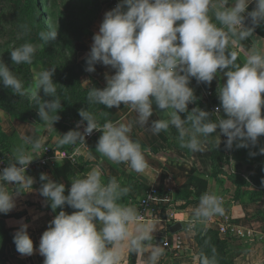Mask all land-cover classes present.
<instances>
[{"label": "clouds", "instance_id": "1", "mask_svg": "<svg viewBox=\"0 0 264 264\" xmlns=\"http://www.w3.org/2000/svg\"><path fill=\"white\" fill-rule=\"evenodd\" d=\"M250 5H254L251 11ZM261 24L264 0H120L105 13L94 34L85 68L94 73L100 64L114 74H106L103 89L89 87V109L79 111L82 119L76 126L79 129L86 122L83 132L70 130L60 135L59 146L85 144L86 136L100 131L96 153L144 173L149 164L141 144L130 138L131 125L111 120L100 124L90 110L91 105L119 109L122 104L135 111L137 123L148 126L153 134L174 129L179 147L193 153L203 151L212 134L227 138V150L234 144L237 149L257 146L264 136V37L255 35ZM28 31L26 24L21 26V36ZM58 34L49 26L39 32V38L49 44ZM249 38L253 45L241 62L234 46ZM36 51V45L25 42L9 53L14 65H30ZM55 72V67L39 72L30 93L42 123L51 127L60 119L58 112L62 109L53 81ZM220 76L224 82L217 89L218 118L212 119V114L200 107L189 111V105L198 101L190 87L192 80L210 86ZM89 84L88 80L82 82ZM0 85L19 97L28 95L23 81L2 59ZM41 92L53 99H42ZM154 104L162 111L159 119H150L157 113ZM221 109L223 115L219 114ZM41 147L40 140L25 138L14 148L13 160L0 169V214L14 210L21 193L33 191L35 180L26 171ZM78 154L80 149L75 148L74 155ZM259 154L264 155V147L259 148ZM101 177L98 168L83 178L78 175L65 195L64 184L41 174L39 194L51 209L55 212L67 205L74 210L71 214L59 211L43 232L38 249L43 264H122L125 248L137 254L148 251L154 225L141 224L137 210L120 203L129 187L121 186L115 178L104 183ZM13 184L14 193L8 190ZM222 205L221 196L203 193L189 228L198 221L223 215ZM28 228L21 222L13 235L17 252L25 256L36 251ZM212 251L211 257L201 256L200 264H217L215 249ZM163 254L164 247L155 243L145 264H158Z\"/></svg>", "mask_w": 264, "mask_h": 264}, {"label": "crops", "instance_id": "2", "mask_svg": "<svg viewBox=\"0 0 264 264\" xmlns=\"http://www.w3.org/2000/svg\"><path fill=\"white\" fill-rule=\"evenodd\" d=\"M120 0H106L100 4L92 24L86 28L87 31L81 36V39L74 43V50L77 57V63L81 65L83 73L80 76V82L90 81L89 85H82L84 89L92 87L93 81L98 82L103 89L106 87V74L112 75L114 71L103 65H96L94 73H88L86 68V57L93 43V36L99 31L100 24L103 21L107 11L114 9ZM254 5L249 6V11ZM257 38L264 37V24L257 27ZM253 45L251 38L240 41L234 46V50L239 53V59L242 62L246 55L250 52ZM223 77L215 79L211 85L198 84L195 79L192 80L190 87L194 88L195 95L198 97L196 104L189 105V111L192 108L205 103L212 119H217L218 114L212 110L213 107H219L217 89L223 83ZM211 95V96H209ZM210 107V108H209ZM154 113L150 119L161 118L162 111L156 105H153ZM161 115H160V114ZM220 115H223L221 109ZM108 120L112 122H123L131 125L130 138L138 141L144 150L145 158L149 167L144 173H136L127 164H116L107 158L101 157L96 153L97 141L91 143L90 154L85 162L72 165L65 162H56L45 170H36L28 176L34 178L33 191L21 193L16 197V207L9 214H0V223L4 230L9 234L10 240L6 243V253L10 252V256L17 258L22 264H43L44 257L39 254L40 238L44 231L47 230L49 222L54 219L59 211H65L71 214L74 210L65 205L62 209L55 212L45 201V198L39 194L42 186L40 180L41 174H47L52 180L65 185L66 192L71 187V180L80 175L81 178L93 168H98L102 172V181L107 183L111 178H115L121 186L130 188L127 196L123 197L120 203L125 206L133 207L137 210L138 202L152 189H157L164 199L158 208L149 211L147 214L148 221L141 224L154 225L152 233L153 238L164 239L165 243H160L164 247V254L159 259L158 264H200V248L197 243V237L202 232L209 229H218L223 215H215L203 221H198L190 232L183 231L177 234H171L169 228L172 226L167 222L168 213L174 212L177 219L182 222L192 220L193 213L199 205V201L191 202L195 197H200L203 193H215L218 196L231 198L235 195L236 186L232 184L225 175H215L212 173L211 166L212 148L225 143L226 137L212 134L211 142L204 144L203 151L191 152L188 149L179 147L175 136L174 129L169 132H160L153 134L148 126H140L137 123V114L129 107L123 104L119 109H107ZM182 118H186V114H181ZM0 125L8 136L13 149L24 142L25 138L31 140H40L43 146H57L60 135L63 131L57 128L46 126L44 123H36L31 121H21L12 118L7 112H0ZM217 130V134L219 133ZM264 136L259 138L258 146L261 148L264 143ZM30 147V146H29ZM244 153L247 148L238 151ZM40 152V151H39ZM34 154V161L39 159L40 153ZM33 161V162H34ZM219 166H222L220 163ZM240 173V172H239ZM236 174V173H235ZM238 180V178H234ZM264 182V178H259ZM238 182H241L238 181ZM247 189V190H246ZM246 191H258L259 186L254 185L253 188H246ZM10 192L14 193L15 185H10ZM245 190H243L245 192ZM27 191V190H23ZM182 207V208H180ZM184 207V208H183ZM227 214L233 217L234 223L241 228V234L238 237L225 235L230 239L229 243L234 244L237 251L233 255L234 264H264V198H256V201L250 199L249 195H242L232 207L227 210ZM29 225L28 232L34 242L36 251L31 256L21 255L17 252L13 242V235L18 230L20 223ZM185 225V224H184ZM135 225H133V231ZM248 232L254 234L255 239L248 238ZM181 241V249L173 251L177 240ZM243 243V244H242ZM155 246V242H150L148 251L143 254H137L129 249H124V259L122 264H145L147 256L150 254L151 248Z\"/></svg>", "mask_w": 264, "mask_h": 264}, {"label": "rangeland", "instance_id": "3", "mask_svg": "<svg viewBox=\"0 0 264 264\" xmlns=\"http://www.w3.org/2000/svg\"><path fill=\"white\" fill-rule=\"evenodd\" d=\"M90 1L91 0H0V59H2L4 63L9 66L10 70L15 72L18 78L23 81L24 87L28 91V95L19 97L15 95L11 89L0 85V112H6L4 110L5 108H12L17 111L20 110L25 114H29L26 121L37 122L34 118L39 117V115L34 101L30 99V93L34 88L39 72L52 67L56 68L53 81L57 84L61 104L72 106L74 112L77 111V117L80 116L79 111L81 109H89L87 95L80 93L78 98L73 96L75 89L72 90V87L78 81L69 79L68 74L70 72H67V69H65V66L68 67V60L72 59L71 53L66 56L62 52H56L62 47L63 40L65 41V39L71 38L69 32L71 30L67 31L61 29L66 25L69 28L75 25L79 26L80 21L86 22L88 20L86 13L88 6L85 7V5L90 3ZM94 1L98 3V6L102 2H106V0ZM25 24L30 29V31H28V33H30L29 39L25 42L36 45L37 51L34 55L32 64L14 65L9 52L20 46L21 43H25L23 36H21V26ZM49 26L58 31V38L49 44H44L39 38V32L46 30ZM88 26L87 23H83L81 34L87 31L86 28ZM14 28L18 29L15 34H9L8 32ZM73 75L76 76V72ZM70 76L72 77V75ZM66 88L68 89L66 90ZM40 95L41 98L45 100L53 99L52 97L45 96L43 92H41ZM90 110L96 115L98 121L105 122L107 120L108 115L103 110V105H91ZM70 116V113L67 112L65 117L69 119ZM39 120H41L40 117ZM59 121H62V118H60ZM208 142L212 143L210 138ZM255 147L247 148V151L244 153H237L234 148L232 150H227L225 146H217L218 154L222 158H227L228 160L219 161L216 167L212 169V173L215 175L220 174L227 176L230 182L232 181L231 183L236 186V190L237 187H240L241 190H245L247 187L253 188L254 185L258 183L256 180L257 176L255 177L254 172L259 167H264V158L261 161V165L259 164L254 167L253 163H250L251 160H256L259 156V150L255 149ZM250 153L257 154L252 156ZM220 163L222 166H219ZM259 177L264 178V169L260 171ZM234 178H238V180ZM240 180L241 182H238ZM214 231V233L208 234L207 236L203 235L205 232L200 234L203 236L199 238V241H202L199 243L202 244L200 246L201 256L207 255L211 257L214 248L217 264L233 263L232 257L237 252L234 244H230V239H227L219 229ZM0 264H22L17 261V258L5 254V238L1 230Z\"/></svg>", "mask_w": 264, "mask_h": 264}, {"label": "trees", "instance_id": "4", "mask_svg": "<svg viewBox=\"0 0 264 264\" xmlns=\"http://www.w3.org/2000/svg\"><path fill=\"white\" fill-rule=\"evenodd\" d=\"M94 0H91L90 3H87L86 6L87 9H86V13H87V16H88V20L86 22L84 21H80V24L79 26L78 25H75L71 28H69L67 25L65 27H63V29L61 30H71L69 31L70 32V35H71V38L70 39H65V41L63 40V45L62 47H60V49H58V51L56 53H59V52H62L63 54H65L66 56L71 53V56H72V59L68 60V67L65 66V69H67V72H70L68 75H72V77L68 76L69 79H73V80H77L78 82L74 84V86L72 87V90L75 89V92H74V95L73 96H76L77 98L79 97L80 93H83L84 95H87L88 90H84V88L82 87L81 85V82H80V76L81 74L83 73V69L81 67L80 64L77 63V57H76V53H75V50H74V43L79 41L81 39V36L84 34L82 33L81 34V31H82V25L83 23H87L89 26L92 24V22L94 21L97 13L99 12V8H100V4L98 6V3H95ZM100 3V1H99ZM84 7V8H85ZM83 13V12H82ZM81 13V14H82ZM88 26V27H89ZM87 27V28H88ZM16 30H18L17 28H14V29H11L8 33L10 34H15ZM79 30H80V33H79ZM29 36H30V33L27 32L26 35H23V40L24 42L27 41L29 39ZM70 41V42H69ZM23 44V43H21ZM72 45V46H70ZM73 49V50H72ZM57 55V54H56ZM76 72V76H74L73 74ZM74 76V77H73ZM92 87H96V88H100L102 89L98 82L96 81H93V84H92ZM68 88H66L67 90ZM70 91V89H69ZM86 103V101H85ZM197 107H200L201 109L205 110V111H210L208 109V106L205 104V103H201V105H198L197 104ZM210 108V107H209ZM12 118L14 119H18V120H21V121H26L29 114H25L24 112H21L20 110L17 111L15 109H12V108H5L4 109ZM103 110L105 111V113L107 114V108L103 106ZM67 112L70 113V118L67 119L65 116L67 115ZM77 111L74 112L73 110V107L72 106H69V105H62V109L58 112V115L60 118H62V121H57L54 123V125L59 128L61 131H63V134H66L68 131L70 130H73L74 128V124L75 122L81 120L82 118L79 116L77 117L76 116V113ZM37 122L36 123H41L42 121L39 120V117H35L34 118ZM108 120V118H107ZM100 122L101 124H103L104 122H101V121H98ZM264 140V139H263ZM263 145L261 147H264V143H262ZM72 145H64V146H61L60 148L61 149H69ZM224 143L220 145V147H224ZM235 147V144L234 146ZM236 148V147H235ZM12 149H13V146L8 138V136L5 134V132L3 131V128L1 127L0 125V153H1V156H8L9 157V160L12 161L11 157H12ZM255 149L259 150V146L257 145L255 147ZM239 152L243 150V148H240V149H237ZM212 156H211V166L213 168L216 167L217 163L219 161H227L228 159L227 158H222L219 154H218V149L217 147H213L212 150ZM264 158V155H260L257 157L256 160H251L250 163L252 164L253 163V166H257V165H261V161L263 160ZM264 169V167L262 168H258L256 169V171L254 172L255 173V177H256V180H257V186L260 187V189L258 191H243L241 190L240 187H237V190L235 192V195H233L231 198H228V202L226 204H223V208L225 210H228L232 207V204L233 202H236L242 195H249L250 199L253 200V201H256V198H259V199H262L264 198V182H262L259 178H262V177H259L260 176V171ZM199 198L200 197H195L194 199H192L191 202H198L199 201ZM182 208V207H180ZM184 208V207H183ZM0 230L5 238V254L6 255H10V252L8 251V253H6V243L10 240L9 238V234L6 230L3 229L1 223H0ZM214 230H217V229H209L207 230L203 235L204 236H207L208 234H212L214 233L215 231ZM206 234V235H205ZM202 235H198L197 237V243L199 245V248H200V257H201V245L202 244H199L201 243L202 241H199V238H202L201 237ZM231 264H234L232 262H229Z\"/></svg>", "mask_w": 264, "mask_h": 264}, {"label": "built area", "instance_id": "5", "mask_svg": "<svg viewBox=\"0 0 264 264\" xmlns=\"http://www.w3.org/2000/svg\"><path fill=\"white\" fill-rule=\"evenodd\" d=\"M216 108L217 106L213 107L212 110L215 111ZM79 121L75 122L73 130H79L83 132V128L86 126V122L83 125H81L79 129H77L76 126ZM101 135L102 133L100 131L94 130L91 135L85 137V144H77L76 146H71L69 149H61L60 147L57 146L41 147V149L39 150L40 151L39 159L32 162L28 166L26 175H30L36 170L43 171L47 167H49L50 165L56 162H65L72 165H77L80 162H85L87 160V156L90 154L91 143L93 141L99 140ZM75 148L80 149V154L74 155ZM70 157H72V159ZM9 162H10L9 157L6 155L1 156L0 153V169L7 167ZM221 197L223 198V204H226L228 202V199L225 198L224 196ZM163 200L164 199L160 195V192L157 189L152 188L138 202L137 213L141 217L140 223H144L148 221L149 219L147 218V214L149 213V211L158 208V206L163 202ZM167 222L171 225H174L176 223H181L183 225V229L185 230V232H190L195 227V225H193L191 228H189V224L191 223V220L182 222L176 218L175 213L172 211L168 213ZM218 229L223 235H229L231 237H238L241 234V228L239 227V225L234 223L233 217L227 214V210L225 209H224L222 221L218 226ZM247 237L250 238L251 240L255 239L254 234L252 232H248ZM181 245H182L181 241L180 239H178L177 243L174 245L173 251H179L181 249Z\"/></svg>", "mask_w": 264, "mask_h": 264}, {"label": "water", "instance_id": "6", "mask_svg": "<svg viewBox=\"0 0 264 264\" xmlns=\"http://www.w3.org/2000/svg\"><path fill=\"white\" fill-rule=\"evenodd\" d=\"M183 231V225L181 223H176L174 225H172L170 228H169V232L171 234H177L179 232ZM153 242L155 243H165V240L164 239H159V238H153Z\"/></svg>", "mask_w": 264, "mask_h": 264}]
</instances>
